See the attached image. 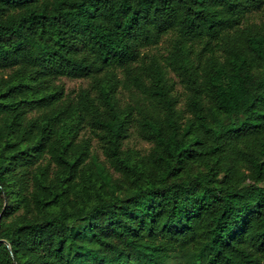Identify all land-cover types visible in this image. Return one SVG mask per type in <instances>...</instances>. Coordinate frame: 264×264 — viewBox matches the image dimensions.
I'll list each match as a JSON object with an SVG mask.
<instances>
[{
	"label": "trees",
	"instance_id": "trees-1",
	"mask_svg": "<svg viewBox=\"0 0 264 264\" xmlns=\"http://www.w3.org/2000/svg\"><path fill=\"white\" fill-rule=\"evenodd\" d=\"M7 68L0 264H264V0H0Z\"/></svg>",
	"mask_w": 264,
	"mask_h": 264
},
{
	"label": "rangeland",
	"instance_id": "rangeland-1",
	"mask_svg": "<svg viewBox=\"0 0 264 264\" xmlns=\"http://www.w3.org/2000/svg\"><path fill=\"white\" fill-rule=\"evenodd\" d=\"M166 39L164 38L158 44L147 48V52H156V53H164L165 52V44ZM10 69L0 70V76H5ZM168 75L170 78L174 80V92L178 97V101L176 103V107L183 108V102L185 99V91L181 84L178 82L177 77L174 73L168 70ZM119 77H122L121 73H118ZM55 83H61L63 86V96L67 94L70 97H76V93L81 87H86L89 85V79L84 77H66L61 76L54 80ZM94 91V90H93ZM92 91V92H93ZM120 104H126L128 102L132 103L133 100L139 97L140 93L134 89L133 87H125L122 84H119L116 92ZM36 111L33 109L27 114L31 115ZM80 137H90V148L91 151L94 152L99 160H101L106 167L113 173L114 176L117 175L116 172H113L112 167L109 166L108 162L104 159V155L101 152V149L98 147L97 138L94 136V133L90 131V127L84 124L81 129L78 131L77 138ZM151 143L140 136L137 129L135 127L130 128L129 134L123 139V148H131L140 151L141 153H145L148 151Z\"/></svg>",
	"mask_w": 264,
	"mask_h": 264
},
{
	"label": "water",
	"instance_id": "water-1",
	"mask_svg": "<svg viewBox=\"0 0 264 264\" xmlns=\"http://www.w3.org/2000/svg\"><path fill=\"white\" fill-rule=\"evenodd\" d=\"M6 245L8 246V243H6Z\"/></svg>",
	"mask_w": 264,
	"mask_h": 264
}]
</instances>
